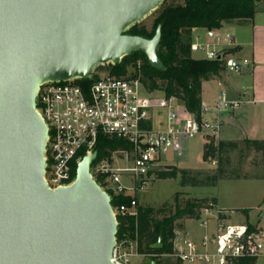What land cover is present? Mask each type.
Listing matches in <instances>:
<instances>
[{"label":"water","instance_id":"95a60500","mask_svg":"<svg viewBox=\"0 0 264 264\" xmlns=\"http://www.w3.org/2000/svg\"><path fill=\"white\" fill-rule=\"evenodd\" d=\"M162 1L0 0V264H117L112 195L91 172L98 150L78 161L71 183L48 185L37 93L134 51L163 68L161 25L152 37L127 32Z\"/></svg>","mask_w":264,"mask_h":264},{"label":"built area","instance_id":"2783aa9c","mask_svg":"<svg viewBox=\"0 0 264 264\" xmlns=\"http://www.w3.org/2000/svg\"><path fill=\"white\" fill-rule=\"evenodd\" d=\"M214 30H210L211 42L192 41L191 50L202 51V57L214 59L223 55L222 47L234 45L230 31ZM246 64L243 61L230 66L241 71ZM100 65L105 64L97 65L87 78L48 80L39 87L37 108L49 129L45 178L51 187L74 180L75 163L98 150L101 136L123 140L127 146L113 149L109 157L94 162L95 159L91 165L93 177L110 194H132L129 190L137 192L150 183L168 152L179 149L184 139L199 133L218 134L219 118L216 123L203 115L199 118L178 97L148 89L134 73L117 74ZM239 104L223 91L216 105L220 112ZM162 110H166L164 123L158 118ZM137 202L133 197L130 204L112 206L116 213H136ZM209 204L195 218L207 231L204 235L176 232L170 253H139L134 241L130 252L122 248L124 241L117 242L113 260L128 264L131 253L144 257L172 256L190 264H237L249 257L255 258L257 264L258 259H264V204L253 217L212 205L211 201ZM204 213L206 218H202ZM238 214L243 218L236 219ZM210 219H214L213 226L209 225Z\"/></svg>","mask_w":264,"mask_h":264},{"label":"trees","instance_id":"16d2710c","mask_svg":"<svg viewBox=\"0 0 264 264\" xmlns=\"http://www.w3.org/2000/svg\"><path fill=\"white\" fill-rule=\"evenodd\" d=\"M260 0H163L157 7L159 13L155 17L152 27L136 22L127 32L152 37L158 25H161L162 37L157 49L164 67L153 66L147 55L142 51L126 54L117 63L100 65L111 69L114 73L125 74L129 66H133L134 75L141 78L150 90H162L167 96L174 95L194 112L199 118L204 113L202 104V82L204 79L219 77L229 65L227 54L235 50L234 47L225 48L221 57L208 59L195 57L192 54V38L190 31L194 27H206L208 30L219 28L223 22L236 19H251L257 13V4ZM203 159L215 161L216 167L211 171L193 170L180 167L175 163H165L153 172L157 178L180 177L182 186H214L222 178H251L264 177V172L257 176L247 172L241 174L232 163V153L241 149L244 143L249 148L262 155L264 161V138L246 137L241 140L219 139L215 135L206 134ZM119 146H127L123 140L101 136L98 144V155L94 162L111 156V151ZM75 163V168H76ZM152 172V171H150ZM183 191H176L174 199L176 210L165 213L166 206L170 210L172 205L164 203L156 207L150 204L137 202L136 213L118 212L117 242L134 241L139 253H170L173 251V239L177 228L184 227V223L176 220L180 218H198L209 202L218 204L215 196H188L182 201L180 195ZM112 204H130L136 195L124 193H111ZM239 211L249 216V207L238 208ZM161 213H165L160 216ZM161 238L162 245H152ZM156 264H160L158 256H153ZM237 264H256V259L249 257L242 259Z\"/></svg>","mask_w":264,"mask_h":264},{"label":"rangeland","instance_id":"374dc122","mask_svg":"<svg viewBox=\"0 0 264 264\" xmlns=\"http://www.w3.org/2000/svg\"><path fill=\"white\" fill-rule=\"evenodd\" d=\"M158 13L159 8H156L143 16L139 22L144 23L148 28H151ZM198 32L201 36L197 38L194 34L193 40L204 42L207 37L206 31L204 29H200ZM229 47L230 46H224L221 51L224 53L225 48ZM203 54L204 53L202 51L194 52L195 56ZM134 69L135 68L133 66H129L128 71L133 74ZM222 92L223 88L216 80L208 79L205 81L203 97L204 100L210 104V106L208 107V111H206L203 116L213 123L217 122V118L220 113L216 104L222 95ZM223 110L225 111L227 109ZM164 112H166V110L160 111V114L163 115ZM261 118V120L264 121V112L261 113ZM224 127L225 126H220L219 132L222 136H227L224 133ZM235 127L236 128L233 130L236 132L239 128H237V126ZM260 132L264 133V125L262 126V130ZM206 140V135L203 133L184 139L182 141V148L178 152L171 149L166 156L167 160L164 162L168 163V160H175L180 167H187L193 170L211 171L215 169L216 162L206 161L202 156ZM231 157L233 165L236 169L238 168L241 174L247 172L251 175L259 176L264 172V161L262 155L258 154L244 143L241 144V149L232 153ZM178 190L183 191L180 195L181 201L188 196H204L214 194L218 197L221 206L230 208H236L237 206H250L251 217L259 212V204H264V177L222 178L219 180L217 185L214 186H182L180 184V177L157 178L154 174L150 178V183L146 186L139 189L137 192L135 190L129 191L133 195H136L138 202L142 204H150L156 207L162 206L164 203H169V205L171 204L172 209L170 210L169 206H166L167 211H165V213H172L176 210L174 194ZM236 210L239 211L238 209ZM165 213H161L160 216H163ZM206 217L207 215L204 213L202 218ZM242 218L243 217L240 214L236 217V219L239 220ZM180 221L184 223V227L177 228L176 232L178 233H184V229L187 227L189 233H192V235L193 233H198L197 236H199L204 230V227L200 225L199 219L180 218L176 220V223H179ZM209 223L210 226L214 224V219H210ZM132 243L134 242L128 241L122 248L131 252L133 250ZM128 257V264H149L153 258V256L144 257L134 253H131ZM158 259L160 264H190L172 256H158ZM258 264H264V259H259Z\"/></svg>","mask_w":264,"mask_h":264},{"label":"crops","instance_id":"0c3cea01","mask_svg":"<svg viewBox=\"0 0 264 264\" xmlns=\"http://www.w3.org/2000/svg\"><path fill=\"white\" fill-rule=\"evenodd\" d=\"M200 29L206 31L207 37L205 41L211 42L212 31L208 30L206 27L192 28L190 31L192 41H195L193 40L194 34L197 38L201 36L198 32ZM214 31H230L233 34L234 45L232 47H234L235 50L227 55L229 60L236 59L240 62L247 61V64L241 71H236L228 65V67L222 72L221 76L210 78L216 80L219 85L222 86L223 91L226 92L227 97L231 101L240 102L236 107L220 111L218 115L219 123L221 127L225 126L224 133L227 136H222L220 132L215 136L219 139L236 140H241L246 137L264 138V133L260 132L264 125V121L261 120V113L264 112V0L258 2L257 13L253 18L225 21L221 27L216 28ZM194 52L195 51H192L193 56H195ZM202 56L203 55L195 57ZM206 80L208 79H204L202 82L201 96L202 104L204 106L203 115H205V112L208 111V107L210 106L203 97L204 83ZM156 90L159 94L164 93L162 90ZM158 118L164 123L166 121V112H164L163 115H158ZM235 126L239 128L236 132L233 130L236 128ZM182 145L183 144L181 143L179 149L172 150L178 152L182 148ZM168 163H175L179 166L175 160H168ZM204 196L215 195L210 194ZM217 201L219 207L224 209H238L242 207L250 208V206H237L238 208L224 207L220 205L218 197ZM262 204H259V207ZM211 226H213V224ZM206 232L207 231L204 229L199 236L204 235ZM184 233L192 235V233H189L187 227H185ZM197 234L198 233H193L192 236L197 237Z\"/></svg>","mask_w":264,"mask_h":264}]
</instances>
